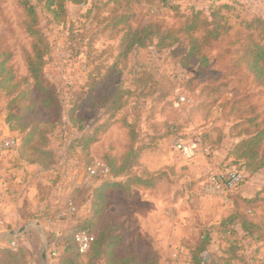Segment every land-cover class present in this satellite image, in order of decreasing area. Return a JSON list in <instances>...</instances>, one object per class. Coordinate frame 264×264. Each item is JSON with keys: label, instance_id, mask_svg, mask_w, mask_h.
Returning <instances> with one entry per match:
<instances>
[{"label": "rangeland", "instance_id": "rangeland-1", "mask_svg": "<svg viewBox=\"0 0 264 264\" xmlns=\"http://www.w3.org/2000/svg\"><path fill=\"white\" fill-rule=\"evenodd\" d=\"M173 1L177 9L143 0L133 7L136 17L132 23L136 26L153 21L163 29H178L193 9L209 11L210 7L223 3L232 5L231 9L223 10L231 29L206 48L210 66L202 73L197 67L182 66L170 49L151 46L127 57L120 56L121 34L116 28L106 30L108 20H102L106 13L97 16L99 0H89L86 4L69 2L65 14L58 17L44 8V3L38 5L41 27L51 47L44 72L65 104L63 123L48 135L55 163L39 171L34 182L38 196L45 202L52 200L53 205L45 212L60 210L73 199L78 215L85 216L90 209L92 190L103 179L102 175H89L88 168L98 160L103 161L105 153L120 158L125 152L129 131L123 121L128 118L140 124L143 140L150 144L141 154L135 171L148 168L151 175L158 177L155 190L136 186L139 189L135 192L141 198L155 200L156 204L150 212L142 210L135 217L126 198L112 190L108 193L106 214L121 215L123 220L134 224L137 218L143 220L146 239L137 242L143 259L155 248L163 264H191V248L196 250L209 237L205 250V255L210 256L209 264H224L226 259L231 264H264V167L247 168L244 161L229 155L234 145L257 128L256 124L264 125V86L240 62L238 50L248 42L250 34L258 39V30L242 23V19L246 17L250 21L247 12L264 19V0ZM112 6L109 4L108 8ZM25 20L19 0H0V51L11 52L10 63L20 78L29 76L27 55L32 50V37L26 31ZM198 72V78L187 84ZM101 73L109 75L102 90L120 85L123 90L132 88L137 92V84L144 85L147 81L148 97L126 98V107L118 112L100 140L91 145L89 154L81 147L71 146L79 133L69 122L68 112L81 102L88 77L98 78ZM153 82L157 83L159 94L164 92V98L155 100L156 94H151ZM180 95H185L187 102L180 103ZM11 98L0 88V118L4 122ZM43 115L41 108H37L28 119L37 120ZM92 117L89 115V120ZM253 118L256 120H250ZM12 124L16 126L18 122L13 120ZM169 124H180L182 134L198 139L200 148L193 158H186L174 149L171 137H163ZM0 128L17 139L24 135L19 130L10 131L7 124V131ZM1 158L8 160V170L15 168L17 174L22 171L24 165L18 160L17 152L7 151L0 154ZM231 168L244 173L238 190L227 201L206 194L204 184L208 176ZM53 218H47L52 219L49 229L33 230L23 237L21 244L29 253L27 264H56L50 253L54 228L58 226L59 232L74 221L72 216L57 217V225ZM243 218L256 225L245 230ZM43 251L47 252L45 259ZM81 261L80 264H86L88 258L83 256Z\"/></svg>", "mask_w": 264, "mask_h": 264}, {"label": "trees", "instance_id": "trees-1", "mask_svg": "<svg viewBox=\"0 0 264 264\" xmlns=\"http://www.w3.org/2000/svg\"><path fill=\"white\" fill-rule=\"evenodd\" d=\"M88 1L19 0L26 14V31L32 37V50L27 55L29 76L22 78L17 76L10 63L11 52L0 51V88L12 96L5 123L10 131L19 130L24 133L22 138H16L18 160L37 164L44 170L51 168L55 163V153L48 146V135L63 123L65 104L55 93L51 81L44 72L46 56L51 47L41 27L38 5L44 3V8L58 17L65 14L67 3L86 4ZM99 1L97 16L106 13L107 17L102 18V20H108L106 30L110 32L116 28L121 34L120 56L124 57L151 46L158 50L170 49L171 54L179 58L182 66L197 67L202 73L210 66L206 48L220 40L231 29L229 17L223 13V10L232 8V5L228 3L212 6L209 11L193 9L192 14L185 17V22L180 28L163 29L159 23L153 21L136 26L132 23L136 17L133 7L142 3L143 0ZM148 1L151 3L158 1L163 6L177 9V4L173 0ZM109 4L113 6L108 8ZM246 14L250 16V21L243 17L242 23L258 30V39L250 34L248 42L238 49L240 62L246 65L255 81L264 86V42L262 41L264 40V19L254 13ZM200 72L194 78L187 80V84L198 78ZM108 79L109 75L105 73H101L98 78L88 77L89 83L86 84L88 87H85L81 98L82 103L71 107L68 112L69 122L72 127L78 129L79 133L72 140L71 146L81 147L87 153L91 145L100 140L101 135L113 125L118 112L126 107V98L148 97L146 94L148 91H145L148 86L147 81L144 85L137 84V92L132 88L123 90L120 85L112 90L109 88L102 90V86ZM156 84L153 82L154 88L151 94H156L155 100H160L165 97V94L162 91L161 94L158 93L159 88ZM118 92H121L119 96ZM136 93L137 96H135ZM37 108H41L44 115L37 120L28 119ZM89 115L93 116L91 120L88 118ZM13 120L18 122V125H13ZM250 120H256V118ZM123 124L129 131L126 150L120 158L111 153L104 154L103 161L108 168V176L93 188L90 209L85 216L78 215V208L73 199L68 200L64 208L48 213L45 211L53 205L51 198L48 202L40 198L45 204L35 218L42 220L55 216L59 218L72 216L74 221L70 226L62 228L53 235L50 253L56 260V264H80L83 256L88 258L86 264H97L100 261L104 264H163L158 251H151L146 259H143L140 251L127 246L126 233L117 222V216L106 214L110 190L119 191L126 199L132 200L136 196V186L152 189L158 181V177L155 178V174L151 175L148 168H143L142 172L135 171L140 165L141 154L150 148V144L143 140L144 134L140 131V124L131 122L128 118H124ZM169 126L166 136L163 137L173 138L184 135L180 124H169ZM256 126L257 128L234 145L229 153L230 156L244 161L246 167L253 170L264 167V125L256 124ZM70 203L76 207L75 212H70ZM255 225V222L249 218L242 220V227L245 230ZM80 231H87L93 236V241L85 253L80 252L75 237ZM208 243L209 237L200 242L196 250L191 248V264H209L210 256L205 255ZM28 257L26 246L22 244L15 250L8 247L0 248V264H27ZM224 264H231L230 259H226Z\"/></svg>", "mask_w": 264, "mask_h": 264}, {"label": "crops", "instance_id": "crops-1", "mask_svg": "<svg viewBox=\"0 0 264 264\" xmlns=\"http://www.w3.org/2000/svg\"><path fill=\"white\" fill-rule=\"evenodd\" d=\"M0 127L6 129V131L8 130L5 122L2 120L0 122ZM3 132L5 133L4 130ZM21 165H24V167L22 171L17 174L15 168L8 170V160H3V158L0 159V248L8 247L14 250L17 249L21 245V241L25 235L33 230L43 229V227L49 229V222L52 220L46 218L40 220L35 218L40 214L39 211L44 208L45 204L38 196L34 183L38 172L43 169L37 164L28 163L26 161H22ZM138 189L136 190L138 191ZM146 190L153 191L155 188ZM111 191L112 190L108 193ZM126 201L129 203L128 205L132 215L136 214L135 217H137L138 212L142 210L146 213L150 212L152 206L156 204L155 200L151 198L145 199L137 195L134 199H126ZM53 219H55L53 222H56V224L59 223L56 216ZM36 221L40 223L39 227L32 225V223ZM117 222L126 233L127 246L139 251L137 242H143V240L146 239L145 235H147V233H145L146 230L144 231L143 220L137 218V223L134 224V222H126L121 215H117ZM23 227H26V229L21 233H17ZM52 227L53 223L51 228ZM54 230H52L54 231L53 233H56L58 231V226H55ZM10 231H15L16 233H10ZM11 241H16L18 246L12 248L9 244ZM148 249H150V247ZM151 250L155 251L156 249L152 248ZM262 257H264V254H262Z\"/></svg>", "mask_w": 264, "mask_h": 264}, {"label": "built area", "instance_id": "built-area-1", "mask_svg": "<svg viewBox=\"0 0 264 264\" xmlns=\"http://www.w3.org/2000/svg\"><path fill=\"white\" fill-rule=\"evenodd\" d=\"M179 102H187L186 96L180 95ZM171 141L172 147L178 150L186 158H193L200 148V142L193 136H174ZM17 148L18 140L13 136L6 135L0 128V154L7 151L16 152ZM88 173L91 176L102 175L103 178H106L108 176V168L105 162L98 160L88 168ZM243 179L244 173L239 168L213 172L208 176L204 184V191L206 194L225 198L227 201L228 196L238 190L239 186L243 182ZM69 206L70 212L76 211V207L72 203H70ZM75 237L79 245L80 252L85 253L93 241V236L87 231H80ZM9 244L12 248H16L18 246L16 241H11ZM53 254L56 255V253Z\"/></svg>", "mask_w": 264, "mask_h": 264}, {"label": "water", "instance_id": "water-1", "mask_svg": "<svg viewBox=\"0 0 264 264\" xmlns=\"http://www.w3.org/2000/svg\"><path fill=\"white\" fill-rule=\"evenodd\" d=\"M108 179H110L109 177H108ZM32 225H35V226H40V223L38 222V221H36V222H33L32 223ZM26 229V227H23V228H21L17 233H21V232H23L24 230ZM10 233H16L15 231H10ZM43 257L44 258H47V252L46 251H43Z\"/></svg>", "mask_w": 264, "mask_h": 264}]
</instances>
